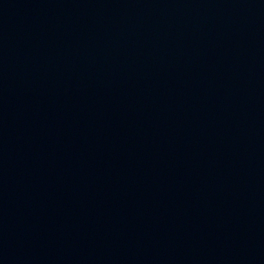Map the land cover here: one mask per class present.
<instances>
[{"label": "water", "instance_id": "95a60500", "mask_svg": "<svg viewBox=\"0 0 264 264\" xmlns=\"http://www.w3.org/2000/svg\"><path fill=\"white\" fill-rule=\"evenodd\" d=\"M0 264H264V0H0Z\"/></svg>", "mask_w": 264, "mask_h": 264}]
</instances>
